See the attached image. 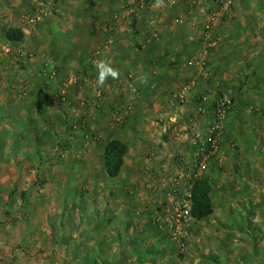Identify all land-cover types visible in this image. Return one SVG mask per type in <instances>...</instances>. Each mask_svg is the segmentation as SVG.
I'll use <instances>...</instances> for the list:
<instances>
[{
    "label": "rangeland",
    "instance_id": "rangeland-1",
    "mask_svg": "<svg viewBox=\"0 0 264 264\" xmlns=\"http://www.w3.org/2000/svg\"><path fill=\"white\" fill-rule=\"evenodd\" d=\"M71 1L0 0V264H77L76 238L91 230V220L101 239L113 226L118 245L127 234L126 255L116 264H264V0H232L214 25L234 13L225 35L212 27L204 72L193 68L192 77L170 90L167 108L151 119L159 128L151 139L145 131L141 139L128 138L115 178L103 168L104 146L123 137L129 122L108 95L120 98L127 90L97 86L101 49L80 56L81 45L113 42L103 27L92 35L93 20L85 27L75 16L79 0ZM215 1L208 19L220 14ZM8 28L24 29L23 41L8 43ZM121 37L117 44L129 42ZM202 41L203 32L195 53ZM222 99L230 107L218 122L213 104ZM213 124L219 134L211 148ZM200 148L215 151L204 162ZM200 176L211 179L213 213L187 217L174 231L167 219ZM236 233L243 236L240 259L222 263L232 253L220 235L234 240ZM149 237L165 247L151 259L141 252Z\"/></svg>",
    "mask_w": 264,
    "mask_h": 264
},
{
    "label": "crops",
    "instance_id": "crops-1",
    "mask_svg": "<svg viewBox=\"0 0 264 264\" xmlns=\"http://www.w3.org/2000/svg\"><path fill=\"white\" fill-rule=\"evenodd\" d=\"M16 1L17 3H23L27 0ZM138 1L79 0L76 2L77 4L75 3L76 18L82 19L84 25L87 24L86 20L89 16L94 22L93 27L87 28L92 30L93 33L89 32L92 35L100 34L98 30L103 27L102 34L107 33L110 36L109 41L113 42L111 45L109 43L103 45L98 42V38H94L95 43L81 45V54L79 53V55L82 56L85 50L101 49L98 60L101 58L109 60L113 67L120 71L119 79H109L100 88L116 92L117 87L115 86L118 85L122 90H127V93L123 94L124 96H121L122 94L119 92V97L123 98L121 100L126 105L119 104L120 98L115 97L116 93H110L108 95L109 98L107 97L111 103L115 101L114 105L118 109H113L115 113L121 114L120 109L121 112L125 110L123 112L126 114L129 123L123 128L124 136H116V139L123 141L127 147L130 142L128 138L130 137L135 138V136H138L141 139L140 134L145 131L151 134L148 137V139H151L154 136V132L157 133L159 128L152 124L151 119L155 114H158L159 110L167 108L165 106L170 101V97H167L170 90L174 89L181 80L183 82L192 77L193 70L197 69L196 66H189L187 62L195 56L196 41L208 26L209 12L216 9L215 0H165L167 3L164 2V6L160 8L154 7L155 0H151L145 8H140L141 4L138 5ZM66 4L72 6V1L68 0ZM229 13L225 15L223 22L214 27V33H217L218 30L222 33L221 35H216H225L228 26H231V19L233 17L231 15L234 13L231 15ZM69 14V18L72 19L74 15L72 13ZM105 18L107 19L106 23L98 21ZM171 18L185 20V26H176L175 21H171ZM130 21L132 25L129 24ZM170 23H173V25L171 30L167 31V26ZM23 32H25L24 29ZM125 35L129 37L128 43L122 42L117 44L115 42V39L122 40L121 36ZM132 83L134 85H131ZM128 88H132L136 92L130 95L131 92H128ZM99 99L103 100L101 96L97 98V100ZM114 133L118 135L119 131H115ZM184 137L186 138L187 136L184 135ZM183 139L182 137L181 140ZM258 200L259 197L256 198V201ZM260 210H262V206L257 207V213ZM258 218L257 215L256 219ZM259 220L264 224V219ZM89 222L87 225L91 227V230L86 231L85 229L81 231L80 237L76 238L77 248L75 258L78 259L77 264H116L117 260L115 258H118V260L124 259L123 256L126 255L125 251L127 250V234H123L124 236L119 240L121 244L118 245L116 236L114 235V226L111 229L112 234L103 236L101 239L98 234L99 232L96 231L97 227L95 230L98 221L91 220ZM223 222H225L226 227H233L230 221L226 220ZM234 238L236 245H232L234 241L233 236L229 238L227 234L220 235L223 244H230L229 250L226 252L232 253L230 257H221L222 263L225 260L228 263L232 257H235L237 262L240 259L239 257L243 250L240 242H242L243 236L236 233L234 234ZM155 239L151 237L145 238L146 244L143 245L141 252H145L148 259L152 258L150 255L159 254V252L165 249ZM244 241H246L245 238ZM238 243L240 244L237 245ZM248 250L249 248L245 251L247 252ZM247 259L248 256H245V260ZM252 260H255V258L250 256V262Z\"/></svg>",
    "mask_w": 264,
    "mask_h": 264
},
{
    "label": "trees",
    "instance_id": "trees-1",
    "mask_svg": "<svg viewBox=\"0 0 264 264\" xmlns=\"http://www.w3.org/2000/svg\"><path fill=\"white\" fill-rule=\"evenodd\" d=\"M24 36L20 28H8L3 31V38L13 45L22 42ZM126 152L127 146L120 140L112 139L105 144L102 165L108 177L115 178L120 174ZM210 193L211 179L208 176H200L193 181L190 189V215L193 219L201 220L213 213Z\"/></svg>",
    "mask_w": 264,
    "mask_h": 264
},
{
    "label": "built area",
    "instance_id": "built-area-1",
    "mask_svg": "<svg viewBox=\"0 0 264 264\" xmlns=\"http://www.w3.org/2000/svg\"><path fill=\"white\" fill-rule=\"evenodd\" d=\"M221 2V7H220V14L217 16H212L208 19V26L205 28V31L203 32V41L201 46L197 49L194 58H190L187 62L188 65L190 66H196L198 69H202L206 63V55H207V48L211 46V39H210V33L212 30V27L216 24L218 21L217 18L224 14L225 12L229 11L231 7V2L232 0H220ZM45 10V9H43ZM211 41V42H210ZM230 107V101L227 99H222L216 102L215 104V117L216 120L222 121L225 118L226 110H228ZM210 130L213 132V137L211 139V148H213L217 142V136L219 134L218 132V126L216 124L210 125ZM209 139V140H210ZM214 149H207V148H200V151L198 153V157L202 161H208L211 157L212 154L214 153ZM189 192H186V197L183 200L181 204H177L178 206L174 209V212L170 214V217L167 219L170 227L174 231H178L181 228V221L187 217H190V199H189Z\"/></svg>",
    "mask_w": 264,
    "mask_h": 264
},
{
    "label": "clouds",
    "instance_id": "clouds-1",
    "mask_svg": "<svg viewBox=\"0 0 264 264\" xmlns=\"http://www.w3.org/2000/svg\"><path fill=\"white\" fill-rule=\"evenodd\" d=\"M164 6V0H155L154 7L160 8ZM96 67V84L98 87H103L109 80H117L120 77V71L113 67L111 62L105 58H101L95 63Z\"/></svg>",
    "mask_w": 264,
    "mask_h": 264
}]
</instances>
